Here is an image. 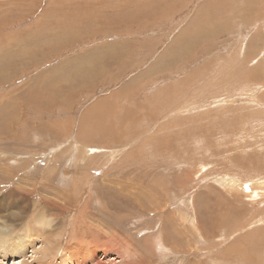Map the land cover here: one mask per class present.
<instances>
[{"label":"rangeland","instance_id":"obj_1","mask_svg":"<svg viewBox=\"0 0 264 264\" xmlns=\"http://www.w3.org/2000/svg\"><path fill=\"white\" fill-rule=\"evenodd\" d=\"M260 182L264 0H0V253L264 264Z\"/></svg>","mask_w":264,"mask_h":264},{"label":"bare ground","instance_id":"obj_2","mask_svg":"<svg viewBox=\"0 0 264 264\" xmlns=\"http://www.w3.org/2000/svg\"><path fill=\"white\" fill-rule=\"evenodd\" d=\"M74 2V1H73ZM151 4H146V5H144L143 7H142V9H148V7L150 6ZM86 6V5H85ZM151 6H153V5H151ZM156 6V5H155ZM128 7L129 6H126L125 8H124V10H126V11H128L129 13H132V10H130V9H128ZM130 7H132V6H130ZM216 7H218V6H216ZM219 8V7H218ZM101 9V8H100ZM98 10V9H97ZM107 10H109V8H107ZM154 10V9H153ZM42 11V10H41ZM145 11V10H144ZM147 11V10H146ZM149 11V10H148ZM152 12V11H151ZM157 12V11H156ZM155 12V13H156ZM149 13V12H148ZM147 13V14H148ZM223 13V12H222ZM75 15V14H74ZM134 15V14H133ZM110 16V15H109ZM143 17V12L140 10L139 11V17ZM215 16V18L217 17L216 15H214ZM199 20V19H198ZM202 30V29H201ZM200 30V31H201ZM207 31V30H206ZM210 31V30H209ZM209 31H207V32H209ZM211 32V31H210ZM203 33V32H202ZM209 34V33H208ZM193 37V36H192ZM196 37V36H195ZM194 37V38H195ZM181 38V36L179 37V39ZM182 40H184V41H186L184 38L182 39ZM181 39L180 40H178V41H182ZM194 40V39H193ZM188 41V40H187ZM186 41V42H187ZM205 41V40H204ZM181 43V42H180ZM185 43V42H184ZM188 43V42H187ZM194 43V42H193ZM196 43H197V41H196ZM195 44V43H194ZM198 44V43H197ZM186 45H188V44H186ZM173 46V45H172ZM171 46V47H172ZM191 46V45H190ZM174 47V46H173ZM172 47V48H173ZM179 47V46H178ZM177 47V48H178ZM181 47V46H180ZM184 47V46H183ZM194 47V46H193ZM197 47V46H196ZM174 48H176V47H174ZM191 48V47H190ZM171 49V48H170ZM182 49H184V48H182ZM192 49V48H191ZM190 49V50H191ZM194 49V48H193ZM169 50V49H168ZM188 51V50H187ZM181 51H179V52H177V56L179 57L180 56V53ZM190 52V51H189ZM179 53V54H178ZM185 53V52H184ZM174 54V55H175ZM249 54V53H248ZM247 54V55H248ZM166 55V54H165ZM242 55V54H241ZM165 57V56H164ZM181 57H182V55H181ZM162 58H163V56H162ZM94 62V61H93ZM92 62V63H93ZM97 62V61H96ZM101 62V61H100ZM87 63H89L88 61H87ZM99 63V62H98ZM178 63V62H177ZM90 64V63H89ZM86 65V64H85ZM88 65V64H87ZM91 65V64H90ZM90 65H88V66H90ZM95 65V64H94ZM97 65H99V64H97ZM96 65V66H97ZM85 67V66H84ZM98 67V66H97ZM100 68L99 69H101L102 67L101 66H99ZM88 69V68H87ZM92 69H94V68H92ZM105 69V68H104ZM83 70H84V68H83ZM99 71V70H98ZM91 72V74H92V71H90ZM90 76H92V75H90ZM219 87V86H218ZM93 110H94V108H93ZM104 110V109H103ZM91 111V110H90ZM97 111V110H96ZM99 111H100V109H99ZM94 112H95V110H94ZM91 113H92V111H91ZM96 114H97V112H96ZM99 114V113H98ZM86 115V114H85ZM88 115V114H87ZM86 115V116H87ZM101 115V114H100ZM100 115H98V116H100ZM90 116V115H89ZM96 116V115H95ZM83 117H85V116H83ZM91 118H92V116H90ZM89 117H87V119H88ZM90 119V118H89ZM92 121H93V119H91ZM95 120H97V119H95ZM92 121H91V124H92ZM60 126V125H59ZM32 133V132H31ZM36 133V132H35ZM39 134H41V133H39ZM83 134L84 135H86L87 134V131H83ZM77 139H78V136H77ZM83 146V145H82ZM84 147V149H87L88 147L87 146H83ZM90 150V149H89ZM88 149H87V151L85 150V155H86V153H88V151H89ZM90 151H92V150H90ZM79 153V152H78ZM81 153V152H80ZM79 153V154H80ZM25 155V154H24ZM23 155V156H24ZM87 157V156H86ZM80 158H81V156H80ZM60 176V175H59ZM225 180V179H224ZM227 181V180H226ZM232 180H230V182H231ZM232 182H234V181H232ZM231 182V183H232ZM234 183H236V181L234 182ZM256 183H258V182H256ZM260 183H263V182H260ZM263 185H264V183H263ZM262 186V185H261ZM247 188H248V186H247ZM255 192V191H254ZM253 192V193H254ZM252 193V192H251ZM94 194V193H93ZM220 216V215H219ZM42 220V219H41ZM171 222V221H170ZM39 223V222H38ZM171 225V224H170ZM170 225H168V226H170ZM203 225V224H202ZM34 226V225H33ZM32 226V227H33ZM39 226V225H38ZM40 226H42V225H40ZM31 227V226H30ZM171 227V226H170ZM34 228H36V227H34ZM175 230V229H174ZM35 231V230H34ZM170 231V230H169ZM180 234L182 235V233H180V232H176V235L177 236H180ZM35 235V234H34ZM172 236H173V234H172ZM21 238V237H20ZM26 238V237H25ZM28 238V237H27ZM167 238H169V237H167ZM171 238V237H170ZM173 238V237H172ZM29 239V238H28ZM30 239H31V236H30ZM174 240V239H173ZM171 241H172V239H171ZM207 241V240H206ZM21 243L23 242V240H21L20 241ZM170 242V241H169ZM20 243V245H17V244H15V245H17L18 247H13L12 248V255H10L11 253H7L8 251H6V252H1L0 253V262H2V264H6V262H8V261H10L11 262V264H21V261H22V258L25 256L24 255V252H26V251H28L30 248L33 250L32 251V255L31 256H28L27 257V259L31 262V263H38V264H45V261L43 262V260H45V258L47 259V257H49L50 255H52V250H50V249H48L49 251L47 252V249H46V247H41L40 245V247H39V250H38V252L36 253V251L33 249L35 246H30V247H25V246H23L22 244ZM5 244V243H4ZM4 244L3 243H0V250H3V247H4ZM178 246H180V245H178ZM6 248V247H5ZM8 248V247H7ZM11 248V247H10ZM48 248V247H47ZM83 248V247H82ZM77 249H79V248H77ZM6 250V249H5ZM66 250V249H65ZM74 251V250H73ZM197 251V250H196ZM47 253L49 254V256L47 255ZM198 253V252H197ZM86 255V254H85ZM70 256V255H69ZM67 257V256H66ZM50 258V257H49ZM93 259V258H92ZM102 259V258H101ZM24 260H26V259H24ZM27 260V261H28ZM48 260V259H47ZM63 260V259H62ZM66 260V259H65ZM85 260V259H84ZM25 262L24 261V263H22V264H31L30 262Z\"/></svg>","mask_w":264,"mask_h":264}]
</instances>
